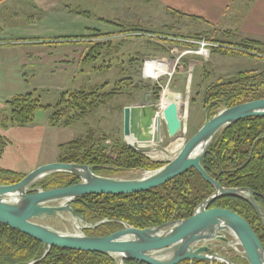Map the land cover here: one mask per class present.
<instances>
[{"label": "trees", "instance_id": "1", "mask_svg": "<svg viewBox=\"0 0 264 264\" xmlns=\"http://www.w3.org/2000/svg\"><path fill=\"white\" fill-rule=\"evenodd\" d=\"M97 36L105 37L101 34ZM180 45L198 48L197 45L192 44ZM117 49L118 45H113L111 42L90 44L80 61V71L89 66L92 70L102 69V66L96 68L93 65L102 54L104 57H109L117 52ZM157 49L166 51L162 46ZM262 51V46L252 41H243L231 48L218 44L210 49L212 54L237 58L253 57L254 54L264 55ZM138 60L140 63V59L131 58L128 63L130 66L135 65ZM103 67V69H109L110 65ZM107 88L108 83H104L87 89L66 90L59 94L53 105H42L33 91L14 95L8 101V113H0V128L31 126L39 110L48 112L49 127L70 128L116 97L126 95L130 89L139 87L134 85L130 76H127L117 81L108 91ZM145 88L155 99H158L161 91L159 87L146 86ZM260 99H264V69L239 72L230 79L213 84L205 90L202 97L205 118H210L223 108ZM6 145L7 141L0 138V156ZM59 151L57 162L87 165L92 168L94 174L103 177H120L130 172H151L162 166L160 163L151 161L158 160L159 157L148 154L147 158L143 154L132 151L120 139H113L105 134L97 136L92 129H89L84 137L61 145ZM201 165L208 176L222 187L245 188L255 192L258 195L255 199L264 211L263 118L241 120L222 130L210 145ZM23 177V174L0 168V185L15 184ZM76 183L78 180L75 177L56 173L41 180L34 188L47 191ZM213 192V188L191 169L170 182L144 193L113 196L87 195L75 200L71 207L89 224L105 219L112 220L85 232L87 236L103 237L123 228L117 221L142 230L189 218L195 208ZM215 208L230 210L241 216L252 228L264 248V223L249 203L239 198L222 197L210 206V209ZM44 252L45 246L42 243L0 224V264H28L39 260ZM232 262L247 264L243 259ZM36 264H117V260L97 253L51 248L46 257ZM123 264L138 263L125 261ZM180 264L210 263L184 261Z\"/></svg>", "mask_w": 264, "mask_h": 264}, {"label": "water", "instance_id": "2", "mask_svg": "<svg viewBox=\"0 0 264 264\" xmlns=\"http://www.w3.org/2000/svg\"><path fill=\"white\" fill-rule=\"evenodd\" d=\"M166 99L170 104L161 118L158 103L124 109V135L131 141V144L127 141L125 144L132 151L148 158L147 155L156 150L161 142V121L168 139L175 137L181 130L177 97L170 94ZM249 118L264 119V99L223 108L210 118H205L203 125L185 142L173 160L138 178L98 176L87 165L54 162L39 166L15 184L0 185V224L45 246L43 256L28 264L42 261L51 248L97 253L114 258L117 264L125 261L138 264H180L184 261L234 264L218 253H211L213 243L230 245L226 237L228 234L238 242L247 264H264V248L249 224L233 211L210 209L222 197L239 198L249 203L264 223V211L255 199L258 195L250 189L222 187L208 176L201 165L210 145L222 130ZM191 169L214 192L184 220L142 230L117 221L123 227L121 230L108 236L92 237L85 232L112 220L89 224L71 207L75 200L87 195L144 193ZM56 173L71 175L78 183L47 191L34 188L41 180ZM66 217L74 223L75 232L65 233L43 224L49 220L63 221Z\"/></svg>", "mask_w": 264, "mask_h": 264}, {"label": "rangeland", "instance_id": "3", "mask_svg": "<svg viewBox=\"0 0 264 264\" xmlns=\"http://www.w3.org/2000/svg\"><path fill=\"white\" fill-rule=\"evenodd\" d=\"M134 3V6L128 4L130 10H127L126 14L117 13V17L113 14L119 23L118 25L130 27L129 25L133 22L138 26H142L144 23H149V25L142 26L144 29H140L141 31H132L130 35L123 34L130 31H119L126 28H118L113 30V35H115L113 38H105L94 42H111L113 45H118L117 52L109 57H104V54H102V58H98V61L93 66L96 68L102 66L100 70H92L91 66H89L82 68V71H80L81 67L78 64L77 75L68 84L66 90L87 89L108 83V88L106 89L108 91L117 81L127 76H130L134 85L139 88H132L128 94L116 97L110 103L88 115L84 120L75 123L69 131L65 132H67L66 137L69 136L67 140H74L84 137L88 130L92 129L97 136L105 134L113 139H120L124 143L127 141L131 144V141L124 135V109L134 106L160 104L162 98H165L168 102L166 96L173 94L177 97L178 114L182 122L181 130L175 137L168 139L164 123L161 121V142L157 145L156 150L149 154L159 157L158 160H150L163 166L174 159L185 142L203 125L206 113L203 109L202 97L205 90L213 84L230 79L239 72L264 69V55L237 58L212 54L210 49L215 48L216 44L224 42L238 44L240 42L239 37L225 34L222 31L196 28L195 25L185 20H180V17L172 11L168 13V16L161 15L155 12L152 7L149 9V6L144 2L134 0ZM107 17L111 16L108 15ZM97 18V14H91L92 26L99 24ZM107 25L108 28L114 27L110 24ZM105 35H110V33ZM164 36H168V38ZM161 37L164 39L161 40ZM172 41L180 43L174 44ZM182 43L187 45L194 44L198 48L180 45ZM161 46L166 51L157 49L161 48ZM202 49L207 52L204 55H199L198 52ZM262 52L264 54V50ZM131 58L140 59L141 62L139 63L138 60L137 64L130 66L128 60ZM103 59L104 61H102ZM146 61L149 62L145 66ZM107 65H110V68L103 69V66ZM146 86H157L161 89L158 99L151 95L149 90L145 88ZM52 92L42 93L43 95L40 98L42 105H52L56 102L57 97L52 98ZM161 116L159 117L161 118ZM46 117H48V112L44 110L37 111L33 124L41 126L45 123L44 119ZM22 142L14 144L15 148H18L15 150V155L11 157L5 155L4 159L0 161L1 168L9 163L14 168L16 167L18 172L31 169L39 157L40 141H38L39 144L37 145L39 147L38 150L36 145L30 146L28 142L27 148L25 141L23 145ZM50 143L45 144L46 154L52 152ZM19 150H22L24 156L19 153ZM144 173L130 172L120 177H112L132 179L141 177ZM43 224L65 233L76 231L74 223L68 217L63 221L49 220L43 222ZM226 237L230 241V245L224 247V243L216 242L218 247L211 249L213 253L216 250L219 255L231 260V258L238 255L239 248L237 250L236 246L231 244L233 243V238L230 234L226 235ZM239 251L241 252V250Z\"/></svg>", "mask_w": 264, "mask_h": 264}, {"label": "crops", "instance_id": "4", "mask_svg": "<svg viewBox=\"0 0 264 264\" xmlns=\"http://www.w3.org/2000/svg\"><path fill=\"white\" fill-rule=\"evenodd\" d=\"M137 1L161 15L168 16L172 11L196 28L235 35L239 43L256 42L264 50V0ZM128 4L134 6V0H0V113H8V101L17 94L33 91L40 101L42 93L53 91L52 98H58L75 79L82 55L91 43L113 38V30L118 28H126L119 31H130L123 33L130 35L149 25H118L113 14H126L130 10ZM93 13L97 14L98 26L91 25ZM107 24L114 27L108 28ZM219 45L231 48L236 44ZM47 119L41 126L0 128V138L7 141L0 161L5 155L16 154L18 148L14 144L24 140L28 148V142L37 146L40 141L39 157L29 171L18 172L9 163L1 169L26 175L39 166L57 162L59 147L72 141L67 140L65 131L75 124L70 128H52ZM49 142L52 152L46 154L45 144ZM19 153L24 156L22 150Z\"/></svg>", "mask_w": 264, "mask_h": 264}, {"label": "bare ground", "instance_id": "5", "mask_svg": "<svg viewBox=\"0 0 264 264\" xmlns=\"http://www.w3.org/2000/svg\"><path fill=\"white\" fill-rule=\"evenodd\" d=\"M206 50H200L199 52H198V54L199 55H204V54H206ZM151 78V77H150ZM170 103L169 102H167L166 100H165V98H162V101H161V103H160V115L159 116H161L164 112H166L167 110H168V105H169ZM142 176V175H141ZM232 236V235H231Z\"/></svg>", "mask_w": 264, "mask_h": 264}, {"label": "flooded vegetation", "instance_id": "6", "mask_svg": "<svg viewBox=\"0 0 264 264\" xmlns=\"http://www.w3.org/2000/svg\"><path fill=\"white\" fill-rule=\"evenodd\" d=\"M227 245H225L224 247H226ZM216 247H218V245L216 244V243H213L212 245H211V248H216ZM216 252V250H214V253ZM211 253H213V250L211 249ZM217 253V252H216ZM219 254V253H218ZM238 259H243V260H245V258H244V256H242V255H240V254H238L237 256H235V257H233V258H231V262L233 261V260H238ZM214 264V263H213Z\"/></svg>", "mask_w": 264, "mask_h": 264}, {"label": "built area", "instance_id": "7", "mask_svg": "<svg viewBox=\"0 0 264 264\" xmlns=\"http://www.w3.org/2000/svg\"><path fill=\"white\" fill-rule=\"evenodd\" d=\"M160 39H163L162 37L160 38ZM180 43V42H179ZM203 48V47H202ZM147 62H149V61H146L145 62V66H146V64H147ZM145 69V68H144ZM232 238H233V243H231V244H233L234 246H236L235 248L237 249V248H239V245H238V242L236 241V239L233 237V236H231ZM238 250V249H237ZM240 250V249H239ZM238 250V253L237 254H240V255H242V252H240ZM236 254V255H237Z\"/></svg>", "mask_w": 264, "mask_h": 264}]
</instances>
